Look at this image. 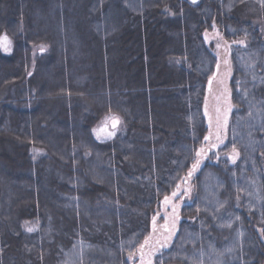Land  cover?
<instances>
[{
    "label": "trees",
    "instance_id": "1",
    "mask_svg": "<svg viewBox=\"0 0 264 264\" xmlns=\"http://www.w3.org/2000/svg\"><path fill=\"white\" fill-rule=\"evenodd\" d=\"M262 24L264 0H0V264H136L181 182L153 264H264ZM214 26L238 41L234 108L189 177L209 131Z\"/></svg>",
    "mask_w": 264,
    "mask_h": 264
},
{
    "label": "rangeland",
    "instance_id": "2",
    "mask_svg": "<svg viewBox=\"0 0 264 264\" xmlns=\"http://www.w3.org/2000/svg\"><path fill=\"white\" fill-rule=\"evenodd\" d=\"M262 28L264 31L263 24H262ZM205 39L214 50V53L217 57V65L214 74L215 75L214 81L212 83L213 85L211 87V90L207 92L205 99V102L207 101V110H208V116H206L208 128H209V116L212 117V123H211V129L209 128L208 131V136L210 135L211 132L210 140L206 141L205 144L201 147L204 149L206 153V155H202L199 158L202 161L201 163H203L204 159L207 157L210 151H216V149H218V147H221V145L225 142L227 138L228 121L230 116L229 114H231L234 105L231 101L230 89L228 88L226 83L228 82L229 79L228 77L230 76V67H231L230 54L234 46L238 44V41L229 42L225 40L216 26L213 27V30L206 31ZM218 44L220 45L219 47H217ZM229 106L231 108L230 111L228 110ZM217 108L219 109V112H217ZM204 112H205V105H204ZM217 116H219V128L217 127ZM225 118L227 120L226 124L224 123ZM217 135L220 136L221 140L223 141L222 143L217 140ZM212 144H218L219 146L216 148H212L211 147ZM227 155H229L231 161L233 162L237 159L238 152L236 150H233L229 152ZM178 186L179 189L177 187L173 192L179 191V195L177 196V198L172 199L170 205L166 206L164 203V199L161 202L160 211L156 216L157 218L156 231L153 232V228H152V232L150 234L151 235L150 242L143 249L145 260L151 259L153 261V257L155 256L156 252L159 251L161 248L160 244L166 242L168 245L173 238L174 234L171 236L170 239H168L169 232L164 230V225L166 224V220L164 218L165 215L168 216L167 226L169 231L172 230L173 223L175 224L174 233L177 230L179 219L178 220L174 219L173 206H175L176 208L175 215H178L179 217L181 205L186 197L184 195L189 191V187H190L187 184H185V182H181ZM172 193L168 196L169 198L172 197ZM188 198L189 197H187V199ZM157 241H159V243H157ZM140 256L141 253H139L138 255L137 258L138 262L136 264H140Z\"/></svg>",
    "mask_w": 264,
    "mask_h": 264
},
{
    "label": "snow or ice",
    "instance_id": "3",
    "mask_svg": "<svg viewBox=\"0 0 264 264\" xmlns=\"http://www.w3.org/2000/svg\"><path fill=\"white\" fill-rule=\"evenodd\" d=\"M193 2L195 3V0H193ZM4 39L6 40L7 38L5 37ZM219 46L220 45L218 44L217 47H219ZM43 50H44L43 47H41V51H43ZM211 83H212V79L210 78L209 79V86H211ZM228 110L229 111L231 110L230 106H229V109ZM217 112H219V109L218 108H217ZM205 115L208 116L207 101L205 102ZM121 122L122 121H121L120 117L117 116V115H114L113 114V115L107 116V117H105L104 127H102L100 129V131H104L105 128L107 127V125L110 124L112 131H108L106 133V138H109L110 139V138H112V137H114L116 135V130L118 129V126L120 125ZM226 122H227V120L225 118L224 123L226 124ZM211 123H212V117L209 116V128L210 129H211ZM217 127L219 128V116H217ZM210 137H211V132H210V135L209 136H206L204 138L205 141H209L210 140ZM98 138H99V136H98ZM217 140L220 141L221 143L223 142L221 140V138H220L219 135H217ZM218 146H219L218 144H212L211 145L212 148H216ZM202 155H206V153H205V151H204L203 148H201L199 151L196 152V156L197 157H201ZM201 162L202 161L200 159H196L195 160V162L192 165L191 170H189V172H188V176L189 177H191L193 175V173L200 167ZM177 187L179 189V186H177ZM178 195H179V191H176V192H173L172 193V197L171 198H169L168 196H166L164 198L165 205L166 206L167 205H170L172 199L177 198ZM175 212H176V208H175V206H173L174 219L178 220L179 217H178V215H175ZM164 218L166 220V224L164 225V230L169 232L168 239H170L171 236L174 234L175 224L173 223L172 230L169 231L168 226H167L168 216L165 215ZM156 221H157V218L156 217H153V221H152V224H153V232L156 231ZM27 231L31 232V231H33V229L32 228H28ZM150 239H151V235L149 237H146L145 240H144V243L140 245V253H141V256H140V264H153V261L151 259H148V260H145L144 259V252H143V249L145 248V246L149 244ZM157 243H159V241H157ZM160 247L161 248L167 247V243L165 242V243L160 244ZM130 258H131V256H130Z\"/></svg>",
    "mask_w": 264,
    "mask_h": 264
},
{
    "label": "water",
    "instance_id": "4",
    "mask_svg": "<svg viewBox=\"0 0 264 264\" xmlns=\"http://www.w3.org/2000/svg\"><path fill=\"white\" fill-rule=\"evenodd\" d=\"M191 1H193V0H191ZM197 1H199V0H195V2H197Z\"/></svg>",
    "mask_w": 264,
    "mask_h": 264
}]
</instances>
